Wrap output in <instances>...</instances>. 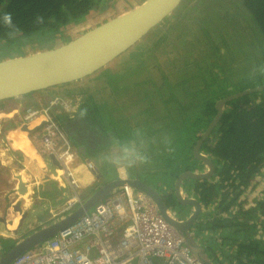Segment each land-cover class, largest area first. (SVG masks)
<instances>
[{
    "label": "trees",
    "instance_id": "1",
    "mask_svg": "<svg viewBox=\"0 0 264 264\" xmlns=\"http://www.w3.org/2000/svg\"><path fill=\"white\" fill-rule=\"evenodd\" d=\"M237 2L241 11L221 12L206 0L207 7L211 6L209 26L212 24L206 34L198 32L199 24L195 22L198 20L189 16L187 25V21L181 26L175 24L177 30L163 45L169 56L163 52L159 57L150 45L157 39L160 28H174L171 21L179 14L178 6L130 49L131 54L125 53L115 61L123 63L119 70H111L109 65L82 81L40 92L56 97L85 96L73 117L57 115L56 120L73 145L85 148L90 159L96 160L108 150L112 137L126 138L123 123L138 128L151 163L130 170L126 177L144 180L153 189L167 188L163 197L165 206L180 210L183 216L194 206L178 202L176 182L183 173L202 171L206 166L195 157L194 151L218 115L217 102L264 86V0ZM113 3L114 0H0V52L6 46L21 48L35 39L54 40L68 27L84 23L93 13H105ZM218 6L223 9L225 3ZM195 10L199 7L195 6ZM5 14H11L13 27L2 22ZM190 26H195L193 30L197 32L184 28ZM178 52L180 64L173 69L172 60L178 57ZM7 57L6 53L0 54V60ZM127 65L131 76H145L139 80L141 83L129 86L130 81L122 77L128 73L120 70ZM159 68L164 83L156 87L152 72ZM105 73L107 76L103 77ZM169 73L173 74L171 80L166 77ZM110 77L112 82L104 86L115 94L110 113L120 116L116 119H111L107 108L93 100L92 88L88 87ZM130 89L141 92V98L126 97L125 101L117 102V96ZM35 94L38 93L24 96L22 99L27 102H23L35 105ZM0 105V110L6 107L5 102ZM129 109L137 111L129 114ZM200 152L213 163L215 175L208 180L187 178L181 183V190L193 196L203 210L185 233L191 248L206 264H210L207 260L220 264H264V198L248 208L240 202L245 190L264 172V90L229 101ZM14 154L23 158L20 152ZM98 169L103 176L100 187L121 178L110 169L100 166ZM100 187L84 191L85 201ZM7 251L0 241V257Z\"/></svg>",
    "mask_w": 264,
    "mask_h": 264
},
{
    "label": "built area",
    "instance_id": "2",
    "mask_svg": "<svg viewBox=\"0 0 264 264\" xmlns=\"http://www.w3.org/2000/svg\"><path fill=\"white\" fill-rule=\"evenodd\" d=\"M35 103L27 106L26 102L20 101L11 109L0 110V120L15 119L19 123L16 129L27 127V132L22 133L34 152L28 159L36 162L34 165L41 172L38 178L31 177L23 166L24 159L14 154L25 155V150H17L12 141L17 130L3 133L6 129H1L0 161L5 153L13 165L20 159L19 167L11 171V183L6 179L5 188L0 187V204H4L3 210H6L5 224L12 234V226H17L18 222L15 215H19L15 207L19 204L26 212L35 204L47 202L42 192L45 183H54L58 191H68L69 195L59 197L55 204L50 202L49 222L35 220L34 229L67 218L85 202L84 188L92 183L82 187L77 178V162L81 161L96 180L101 175L98 167L93 166V160L82 155L56 120V116L62 114L73 117L81 105L78 100L58 96ZM1 162L3 177L8 167L5 159ZM49 164L54 167V172L50 171ZM186 241L166 222L151 198L126 185L11 264H204Z\"/></svg>",
    "mask_w": 264,
    "mask_h": 264
},
{
    "label": "water",
    "instance_id": "3",
    "mask_svg": "<svg viewBox=\"0 0 264 264\" xmlns=\"http://www.w3.org/2000/svg\"><path fill=\"white\" fill-rule=\"evenodd\" d=\"M182 1L145 0L142 4L122 11L111 19L65 43L48 42L39 45L38 50L34 53L22 55L19 52H15L8 58L1 59L0 102L14 99L20 100L28 94L42 92L52 87L74 84L101 72L140 42L154 27L173 13ZM262 90H264V86L230 95L217 102L216 109L218 115L203 133L194 151L195 157L203 161L210 170H213V163H211V160L206 155L200 152V147L220 120L224 106L235 98ZM22 129L27 132L26 126H23ZM79 150L83 156H86L85 148L81 147ZM51 158L53 163L58 165L55 158ZM205 176L206 174L201 175L195 172L183 173L176 182L178 202L183 205L194 206L196 213L199 205L196 200L182 196L181 183L187 178L201 179ZM126 185L151 198L166 222L176 231L182 232V230L185 231L191 228L195 216L184 222L176 221L169 213L163 200L155 192V189L138 179L132 180L125 176L99 188L81 207L67 218L20 238L15 245L0 257V264H11L20 255L40 245L54 235H57L74 223V221L81 218L85 213L91 211L98 203L109 197L114 191ZM14 210L21 213L19 204ZM0 214V221L7 226L4 218L6 216V210ZM26 216V214H23L22 218ZM22 222L23 219L20 221L19 226H21ZM185 239L190 245L189 237H185ZM194 253L197 255L195 251ZM200 259L206 264L202 258Z\"/></svg>",
    "mask_w": 264,
    "mask_h": 264
},
{
    "label": "rangeland",
    "instance_id": "4",
    "mask_svg": "<svg viewBox=\"0 0 264 264\" xmlns=\"http://www.w3.org/2000/svg\"><path fill=\"white\" fill-rule=\"evenodd\" d=\"M142 1L143 0H114L113 5L108 10H106L105 13L104 12L101 13V14H99V13H95L94 14L93 13L92 15L87 17V20L84 23H81V24H79L77 26L72 25V26L68 27V29H66L64 31L63 35L57 36L56 39H54V40L51 39V37L43 38V39H41V38L40 39H35V41L29 42L27 45H22L21 48H17L16 47L14 49H11L10 47L6 46V47L3 48V51L0 52V54L1 53H6L7 56L9 57L12 53L19 52L22 55H26V54H30V53L36 52V50H38V46L41 45V44H44V43H48V42L65 43V42H67V41H69V40H71V39H73L75 37L80 36L81 34L85 33L87 30L99 25L101 23V21L103 22L104 20L111 19L112 17L118 15L122 11H125L126 9H129V8H133L134 6L138 5ZM205 1L206 0H196L195 2H191V1L187 2V0H183L181 2V4L179 5V8H181V9L179 11L178 16L171 21V24H174V28H170L169 26L168 27H164V28H160V31L157 32V39H155V38L153 39V44H152V46L150 45V47L154 48L153 49L154 54H155L156 51H158L159 57L161 56V54L163 52H165L164 54H168V56H169V53H168L169 50L168 49L167 50L163 49V45L164 46L166 45L165 42L166 41L168 42L170 40V38L172 37V34L175 32V30H177L175 24H179L180 23L179 26H181V25H184L183 22L187 21L186 22V25H187L188 22L190 21L189 20V16H191L192 19H193V17H195V19L198 20V21H195L193 19L196 23L199 24L198 32L199 33L200 32H204V34H206L207 29H209V27H211L212 24L209 26V21L211 19V12H210V7L211 6L207 7V5H206L207 3H204ZM208 1L211 2V4H214L217 7V9L219 11H221V12H224L225 9L226 10L232 9V11H238V10L241 11L239 7H236V3H238L237 0H208ZM224 3H225V7L223 9H221L218 5H222ZM195 6L199 7V10H195L194 11V7ZM184 28H186L190 32H197V31L193 30L195 28V26L184 27ZM132 51L133 50L128 51L127 54H129V53L131 54ZM178 53H179L178 57H174L173 60H172L173 61V69H176L177 66L180 64L178 59L181 58V52H178ZM154 54H153V56H154ZM120 58H123V56H121ZM119 62L112 63L109 66L110 69L111 70L116 69V71L119 70V67L123 64V63L120 64ZM129 66L130 65H127V66H125L126 69H120V70L128 73V72H130V69H131V68H129ZM165 67H168V65H165ZM162 68H163V66H161V69ZM152 73H153L152 79L154 80V85L156 87H159V85L164 83V82H162L164 75L162 74V71L160 70V68H159V70L158 69L157 70L154 69ZM183 73H184V71H183ZM105 76H107L106 73L103 75V77H105ZM122 77H125V78H127L130 81V83H129V86H130L132 84L141 83V81H139V80H141L145 76L133 77V76H131V74L128 73L126 75L123 74ZM166 77H168L171 80L172 77H173V74L169 73V74L166 75ZM112 80H113V78H111V77L110 78H103L99 83L98 82L91 83L90 85H88V87L92 88L91 89V93L93 92L92 93L93 100L97 101L98 105L100 107H106L107 108L108 116L111 119H113V118L116 119V118H119L120 116L118 114H116V113H113L112 111L110 113V110H111L110 107H113V105L115 104L113 102V97L115 96V94L111 93V90H108V88H109L108 86H107L108 88L106 86H104L106 84H110L112 82ZM104 87L106 89H104ZM131 90L132 89H130L128 92L125 91L126 93L124 92L123 94L117 96V102L120 103L122 101H125L126 97H134V98L138 97L137 99L141 98V97H139V95L142 94L141 92H139V91H131ZM37 93L38 94H35L34 95L35 97H33L34 98L33 102L41 101L43 99H45V101H49L50 98L56 97V96H49L48 94H43V93L40 94V92H37ZM40 95H42V97ZM60 97H63V98H66V99L70 98L72 100L73 99H77L79 104H81L82 101H83V98H85V96H83V95H72V96L60 95ZM20 101H26L27 102V100H25V99H20V100H18V99L15 100L14 99V100L8 101V102H6L7 106H6L5 110L11 109V105H17ZM24 104L25 103H23L22 105H24ZM136 111H137V109H129V114H135ZM62 115H64V114H62ZM154 115H156V114L154 113ZM111 119H108V120L110 121ZM136 119L134 120L133 125H135V123L137 122ZM131 129L132 128L130 126H128L127 124H125V123L122 124V130L126 134V137H128L132 133L133 129L136 130L138 128L134 127L132 130ZM21 137L24 138V140L15 141V143H14L15 147H17V150H20V149L23 150L24 149L23 148V142L27 141L26 136L25 137L21 136ZM26 153L27 152L25 150V157L29 158L28 154H26ZM6 156H8V153H5V156H3L5 161H6V165L8 167V171L4 173L3 178H2V175L0 174V187H3V188H5V183H6L5 180L11 176V171L13 170V168L17 169L16 167H19V165H20V159H17L16 162H15V165H13L12 162ZM92 160L94 161L95 159L92 158ZM80 162L81 161H79L77 165L83 166L82 163H80ZM49 167H50V171L54 172V167L51 164H49ZM195 173H198V172L196 171ZM132 180H136V179L132 178ZM143 183H145V182L143 181ZM99 184L101 185L102 182L98 183V185L94 186V188L100 187ZM145 184L148 185L149 187H152L148 183H145ZM44 185H43V187H44ZM91 189H93V188H91ZM46 192H47V194L53 192V186L51 184L47 187ZM65 192H66V190H65ZM155 192L163 200V197H162L160 191H156L155 190ZM67 193H60L58 195V197L55 198V199H52V197L47 196L46 197L47 202H43L44 204L43 205H39V206L44 208L50 202L55 204L56 199H58L59 197L63 198L66 195H69L68 191H67ZM181 194H182L183 197L191 198V195H189L183 189L181 190ZM53 195H55V193ZM263 198H264V172H263V176L260 178V180L256 181V185L253 188L252 192H249V193L246 192L243 195L242 200L244 201V199H245V201L248 202V205L253 206V204L255 205L260 200H263ZM27 202L30 203L28 200H27ZM2 209L3 208H1V210ZM1 210H0V212L4 213V211L3 210L1 211ZM47 212L49 213L48 210L45 211L44 216L48 214ZM37 215H35V216H37ZM15 217H16V219L18 218L17 215H15ZM31 219H33V216L29 215L26 218V220L24 221V226H26L28 223H30ZM34 219L36 221L37 220L39 221L40 217H38V219L36 217H34ZM12 227L15 228V225L12 226ZM32 232H34V231L25 230L24 233L22 235H20V236L16 235L15 237H13V234L10 237H6V238L0 236V241L3 244V248L5 250H9L13 245H15L16 242L19 241L20 238H23V237L31 234ZM9 238H12V239H9ZM207 261L210 264H216L215 262H212V261H209V260H207Z\"/></svg>",
    "mask_w": 264,
    "mask_h": 264
},
{
    "label": "crops",
    "instance_id": "5",
    "mask_svg": "<svg viewBox=\"0 0 264 264\" xmlns=\"http://www.w3.org/2000/svg\"><path fill=\"white\" fill-rule=\"evenodd\" d=\"M105 21H107V20H104L103 22H105ZM102 21H101V23H103ZM100 23V24H101ZM99 24V25H100ZM42 97V96H41ZM6 103V102H5ZM6 106H7V104H6ZM15 105H12L11 106V108H13ZM4 109H6V107L4 108ZM16 124V125H15ZM17 126H19V124H18V122H16V120L15 119H9V120H0V130L1 129H6L5 131H3V133H6L7 131H10V130H13V131H16L15 133H13V135H12V138H13V142L15 143V141H20V140H24V138H22L21 136H23V137H25V135L22 133V132H25V131H23V129L22 128H19V129H16V128H18ZM15 127V128H14ZM3 133L1 132L0 134L3 136ZM0 139H1V136H0ZM27 142V141H26ZM28 143V142H27ZM14 147H15V145H14ZM16 148V147H15ZM27 148H29L30 149V151L29 152H31L32 151V146H31V143H28V147ZM26 152H28V151H26ZM23 166L24 167H26L27 169V172L29 173V175L31 176V177H34V178H38L39 177V175L41 174V172L35 167V163L36 162H33L32 160H29L28 158H26L25 157V155H23ZM1 162V161H0ZM4 162V157H2V162L1 163H3ZM77 164H78V162H77ZM76 164V165H77ZM1 169V168H0ZM2 170V169H1ZM3 173V172H2ZM76 173H77V178L79 179V181L81 182V184H82V187L84 186V185H88V184H90V183H92V186H90V187H87V188H84V191H87L88 189H91V188H93V189H95L94 188V186H96V185H98V183H101L102 181H103V176L102 175H100V179L99 180H96L95 179V175H92L91 173H89V171L84 167V166H77L76 167ZM1 174V173H0ZM121 178H124L125 176H127V174H124V175H119ZM3 178V177H2ZM8 179V182L9 183H11L10 182V179L9 178H7ZM6 181V180H5ZM52 185L53 186V194L55 193V195H53L52 193H48L47 194V192H46V190H47V187L49 186V185ZM100 185V184H99ZM102 185V184H101ZM100 185V186H101ZM104 186V185H103ZM101 188V187H100ZM98 190V189H97ZM96 190V191H97ZM95 191V192H96ZM42 192H43V196L44 197H47V196H49V197H52V199H55V198H57L58 197V195L60 194V191H58V188H57V186H56V184H54V183H50V182H48V183H46L45 185H44V187L42 188ZM94 192V193H95ZM93 193V194H94ZM92 194V195H93ZM11 195H12V193H11ZM83 195H84V193H83ZM91 195V196H92ZM46 204V203H45ZM50 203H48V205H49ZM48 205H46L44 208L43 207H38L37 205H35V206H33L29 211H23V209L21 208V213H18L19 215V217H18V219H17V226H15V228H14V232H13V237H15L16 235H22L23 233H24V231L25 230H28V231H35V230H37L36 228L34 229V221H35V219H34V217H36L37 219H38V217H40V221H47L48 222V220H50L49 218V215L47 214V215H45L44 216V213H45V211H47L48 210V208H49V206ZM4 204H0V207L1 208H4ZM1 208H0V210H1ZM42 208V209H41ZM3 210V209H2ZM1 210V211H2ZM4 211V210H3ZM39 213V214H38ZM48 213V212H47ZM23 214H26L27 216L25 217V218H22V216H23ZM38 214V215H37ZM29 215H31V216H33V219H31V223H30V225L28 226V224L26 225V226H24V221L26 220V218L29 216ZM35 215H37V216H35ZM23 219V222H22V224H21V226H19L20 225V221ZM0 223H2L1 221H0ZM4 224V223H3ZM16 224V223H15ZM32 225V226H31ZM6 226V225H5ZM6 229L9 231V229H8V227H6ZM12 231H13V229L12 228H10ZM15 231H16V233H15ZM12 233V232H11Z\"/></svg>",
    "mask_w": 264,
    "mask_h": 264
},
{
    "label": "clouds",
    "instance_id": "6",
    "mask_svg": "<svg viewBox=\"0 0 264 264\" xmlns=\"http://www.w3.org/2000/svg\"><path fill=\"white\" fill-rule=\"evenodd\" d=\"M2 22L7 27H13L11 14H5ZM150 163L151 159L144 150V142L140 137L138 129L133 130L126 138L117 139L116 137H112L111 147L105 152H102L98 159L92 162L94 167L100 166L107 168L118 175L127 174L130 170L149 165Z\"/></svg>",
    "mask_w": 264,
    "mask_h": 264
},
{
    "label": "flooded vegetation",
    "instance_id": "7",
    "mask_svg": "<svg viewBox=\"0 0 264 264\" xmlns=\"http://www.w3.org/2000/svg\"><path fill=\"white\" fill-rule=\"evenodd\" d=\"M147 36V35H146ZM145 36V37H146ZM144 37V38H145ZM193 172H196V170L195 171H193ZM198 173L197 174H206V176L205 177H203V178H201V179H198V180H205V179H211L214 175H215V170H214V167H213V170H210V168L206 165L204 168H203V170L202 171H197ZM263 176V173H262V175L256 180V181H259L260 180V178ZM194 179V178H193ZM139 180V179H138ZM141 181V180H140ZM144 181V180H143ZM142 181V182H143ZM145 182V181H144ZM145 183H147V182H145ZM149 184V183H148ZM255 185H256V182L254 183V185H252V186H250L248 189H246L245 190V192H244V194L247 192V193H249V192H252V190H253V188L255 187ZM156 191H160V193H161V195H162V197H164V194H165V192H168V189L166 188H164L163 190H160V189H155ZM175 191H177L176 190V187H175ZM243 194V195H244ZM243 195H242V197H243ZM242 197L240 198V202L242 203V207H246V208H248V202L247 201H245V199H244V201L242 200ZM191 199H193V200H196L193 196H191ZM164 201V200H163ZM164 203V202H163ZM247 205V206H246ZM168 211H169V213L172 215V217L176 220V221H179V222H184L185 220H187V219H189V218H191V217H193V216H195V220L192 222V225L194 224V222L201 216V214L203 213V210H202V207L199 205V209H198V211H197V213H196V208L194 207V210H192L191 209V211H189V213L188 214H185L186 216H183V215H181L179 212H181L180 210H178L177 209V211H175V210H172V209H168ZM179 211V212H178ZM205 211V210H204ZM160 212V211H159ZM208 212V211H207ZM191 225V226H192ZM189 229H187V230H185V231H183L182 230V232L181 231H178L181 235H183V236H185V237H188L185 233L188 231ZM14 240V239H13ZM195 240V239H194ZM17 243V242H16ZM195 251V250H194ZM197 255H198V257H200L201 258V256L199 255V253L197 252ZM216 264H220V263H217L216 262Z\"/></svg>",
    "mask_w": 264,
    "mask_h": 264
},
{
    "label": "bare ground",
    "instance_id": "8",
    "mask_svg": "<svg viewBox=\"0 0 264 264\" xmlns=\"http://www.w3.org/2000/svg\"><path fill=\"white\" fill-rule=\"evenodd\" d=\"M143 2H145V0H143L141 3H139L138 5H140V4H142ZM138 5H136V6H138ZM136 6H134V7H136ZM12 103V102H11ZM2 105V104H1ZM0 105V106H1ZM12 106V105H11ZM5 107V106H4ZM12 120V119H11ZM16 125V124H15ZM15 128V127H14ZM28 147V143L25 141V142H23V148H24V150H26V151H28L27 153H29L28 155H30V156H34V152L33 151H31V152H29L30 151V149L29 148H27ZM61 193V192H60ZM68 194V193H67ZM63 198H65V197H63ZM31 223V222H30ZM30 223H28V226L30 225ZM32 226V225H31ZM12 235V233L11 232H9L7 229H6V226L3 224V223H0V236H2V237H10Z\"/></svg>",
    "mask_w": 264,
    "mask_h": 264
}]
</instances>
